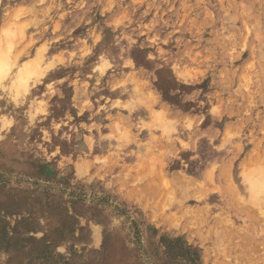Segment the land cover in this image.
<instances>
[{
	"label": "rangeland",
	"instance_id": "374dc122",
	"mask_svg": "<svg viewBox=\"0 0 264 264\" xmlns=\"http://www.w3.org/2000/svg\"><path fill=\"white\" fill-rule=\"evenodd\" d=\"M0 264H264V0H0Z\"/></svg>",
	"mask_w": 264,
	"mask_h": 264
},
{
	"label": "bare ground",
	"instance_id": "6f19581e",
	"mask_svg": "<svg viewBox=\"0 0 264 264\" xmlns=\"http://www.w3.org/2000/svg\"><path fill=\"white\" fill-rule=\"evenodd\" d=\"M7 64L5 63V61H3V59L1 58L0 60V72L4 71L7 68Z\"/></svg>",
	"mask_w": 264,
	"mask_h": 264
}]
</instances>
